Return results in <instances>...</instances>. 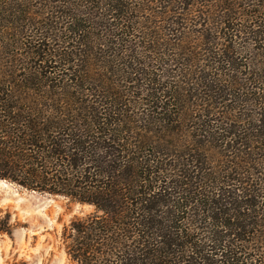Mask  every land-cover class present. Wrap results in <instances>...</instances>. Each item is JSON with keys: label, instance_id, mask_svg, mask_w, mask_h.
<instances>
[{"label": "trees", "instance_id": "obj_1", "mask_svg": "<svg viewBox=\"0 0 264 264\" xmlns=\"http://www.w3.org/2000/svg\"><path fill=\"white\" fill-rule=\"evenodd\" d=\"M219 2L212 7L246 14ZM174 3L155 6L172 17ZM130 6L0 0V179L93 205L68 227L78 264H264V112L250 133L225 110L211 117L214 82L184 88L139 67L127 38L144 31L140 21L130 27ZM253 12L264 21V0ZM218 15L228 27L231 17ZM253 144L255 172L240 160Z\"/></svg>", "mask_w": 264, "mask_h": 264}, {"label": "rangeland", "instance_id": "obj_2", "mask_svg": "<svg viewBox=\"0 0 264 264\" xmlns=\"http://www.w3.org/2000/svg\"><path fill=\"white\" fill-rule=\"evenodd\" d=\"M158 1L150 0L139 6L141 0H130L129 9H133L130 27L140 21L144 32H134L136 35L129 30L127 44L130 43L131 49L127 52L134 51L139 67L150 71L159 82L169 80L184 88L194 82L196 84L189 87L196 90L214 82L221 96L215 95L216 106L210 104L211 117L219 118L225 110L231 119L229 122L249 127L250 133L255 131L252 119L264 112V21L255 18V0H225L238 4L237 11L246 13L242 17L235 16L231 10L212 7L221 0H176L168 9L175 11L174 16L180 13L185 17L182 24L174 20L176 26L171 23L174 16L162 12L167 9H157ZM218 12L225 18L231 17L228 27L219 23L222 17ZM257 25L261 32L253 33ZM174 44L181 49H176ZM158 46L160 50L155 51ZM68 59L72 62L62 66L73 67L77 62L75 55L73 60ZM60 64L63 63L58 66ZM142 102L147 103L146 100ZM147 104L149 126L157 131L163 124ZM132 110L136 114L141 109L132 106ZM255 151L260 155L253 144L251 153L240 155L242 163L251 164L247 165L251 172H255V159L259 158ZM175 159L164 158L163 163H173ZM259 166L263 168L256 171L264 172V165ZM242 177L255 180V175ZM0 186V200L7 196L5 201H0V264H78L66 251L68 227L74 219L94 212L93 205L61 194L28 190L6 179H0Z\"/></svg>", "mask_w": 264, "mask_h": 264}, {"label": "bare ground", "instance_id": "obj_3", "mask_svg": "<svg viewBox=\"0 0 264 264\" xmlns=\"http://www.w3.org/2000/svg\"><path fill=\"white\" fill-rule=\"evenodd\" d=\"M6 185H7V184H6ZM0 187H1V186H0ZM5 197H7V196H4V198H1L0 201H1V202L5 201V199H6Z\"/></svg>", "mask_w": 264, "mask_h": 264}]
</instances>
